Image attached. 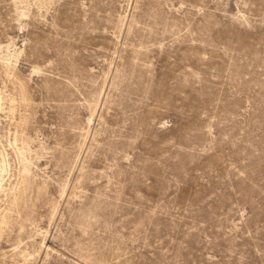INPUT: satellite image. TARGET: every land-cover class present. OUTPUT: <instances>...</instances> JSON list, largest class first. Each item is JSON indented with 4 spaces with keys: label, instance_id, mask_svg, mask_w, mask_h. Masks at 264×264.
<instances>
[{
    "label": "rangeland",
    "instance_id": "1",
    "mask_svg": "<svg viewBox=\"0 0 264 264\" xmlns=\"http://www.w3.org/2000/svg\"><path fill=\"white\" fill-rule=\"evenodd\" d=\"M0 96V264H264V0H0Z\"/></svg>",
    "mask_w": 264,
    "mask_h": 264
},
{
    "label": "bare ground",
    "instance_id": "2",
    "mask_svg": "<svg viewBox=\"0 0 264 264\" xmlns=\"http://www.w3.org/2000/svg\"><path fill=\"white\" fill-rule=\"evenodd\" d=\"M22 15V13H20ZM7 67V66H6ZM1 96H0V110H1ZM90 122L91 119L88 118ZM7 173L6 170V162L5 158L0 152V201L2 196H7L5 193L6 190L3 187V179L4 175ZM32 188V182L30 181V171L27 166H23V175L19 182L17 180L12 183L10 186V196L6 200L7 204L4 203L3 208L0 206V237L3 233H5V238H11V231L14 227V221H17V214H20V210L23 207V203L25 202V196L27 192ZM45 189L44 187H40V190ZM64 194V191L62 195ZM17 230V229H16ZM17 237V232L14 235ZM17 256V253L15 254ZM21 262L22 264H32V261L35 259V255L28 252L26 248L21 249Z\"/></svg>",
    "mask_w": 264,
    "mask_h": 264
}]
</instances>
